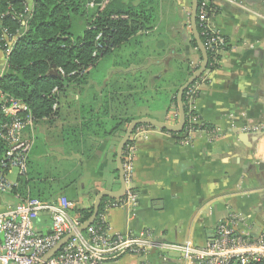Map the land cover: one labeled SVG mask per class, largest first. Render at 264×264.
Masks as SVG:
<instances>
[{"label":"crops","instance_id":"crops-1","mask_svg":"<svg viewBox=\"0 0 264 264\" xmlns=\"http://www.w3.org/2000/svg\"><path fill=\"white\" fill-rule=\"evenodd\" d=\"M214 3L211 26L226 39L227 48L218 68L205 72L194 86L198 95L192 110L205 130L189 135L187 142L155 129L133 134L127 147L133 165L127 191L135 195L136 205L104 209L110 237L147 232L155 243L188 240L204 248L212 243L217 225L232 218L236 238L253 241L264 230V0ZM189 10L190 0H157L153 30L113 50L106 66L101 67V59L90 72L85 87L62 96L61 118L53 126L29 127L22 133L31 142L30 162L77 176L65 191L74 207L90 209L98 193L117 190L114 153L122 135L102 136L93 129L98 139L91 142L90 158L82 161L81 146L70 155L61 141L62 130L81 125L79 116H71L73 109L79 115L78 109L91 107L95 125H110L116 113L121 121L150 117L176 124L174 91L200 63L191 47ZM6 62L0 52V73ZM109 65L111 70H105ZM71 101L73 109H67ZM18 176L13 171L8 179L17 186ZM16 203L14 196L0 194V211ZM34 229L40 236L49 235V216L41 214ZM177 256L154 249L147 259L130 253L101 264H187Z\"/></svg>","mask_w":264,"mask_h":264},{"label":"trees","instance_id":"trees-1","mask_svg":"<svg viewBox=\"0 0 264 264\" xmlns=\"http://www.w3.org/2000/svg\"><path fill=\"white\" fill-rule=\"evenodd\" d=\"M91 1L0 0V52L7 54L14 44L1 73L0 91L6 99L19 101L27 108L28 112L20 114L19 117L29 116L32 120L31 128L42 125L53 126L61 118L62 107L59 103L62 96L68 98V92L81 90L80 87L87 85L90 72L98 68L101 59L105 60L113 50L126 46L137 34L153 30L156 26L157 0H108L102 8L101 4L104 0H97L94 7L89 8ZM201 10L209 18H213L217 12L214 0H197V16ZM196 24L201 41L207 50V70H216L220 61L218 48L208 44L214 29L208 28V24L199 21L198 18ZM224 41L227 43L226 39ZM191 47L197 51L193 39ZM226 48L221 51H225ZM52 70H56L57 74L50 75ZM199 80L200 78L183 95L186 117L183 131L179 134L161 131L177 142H187L189 135L205 130L189 105L190 93ZM181 84L176 86L171 101L176 113L175 121L177 120L176 93ZM196 97L195 92L192 98ZM67 109H73L72 101L67 105ZM78 113L79 115L74 114L73 109L71 116L75 118L79 116L81 125L62 130L61 142L62 146L70 151V155H74V149L81 146L82 161L90 158L91 142L98 139L93 129H96V132L100 131L102 136L116 133L123 135L130 121L133 120L129 117L121 121L120 115L117 116L116 113L111 118L110 125L104 123L95 125L93 122L95 115L92 114L91 107L78 109ZM102 113L108 111L100 112ZM192 119L195 121L192 122ZM13 120L11 116L0 113V163L7 151V144L1 139L5 134L4 126H9ZM138 129L151 128L139 126L135 132ZM130 144L131 141L128 142L123 153V164L126 162V150ZM29 158L30 153L26 163V173L18 176L17 186L11 193L2 195H12L18 202L28 199L56 201L58 197L65 198V191L76 182L77 176L74 173L56 174L54 168L49 171L40 164L38 166L30 162ZM69 160L68 162H71L73 158ZM114 178L118 183L116 171ZM56 193L59 195L54 197ZM125 199L126 197L118 200L104 199L98 216L90 227L100 229V232L106 231V225L100 217L104 209L119 206ZM70 213L80 224H83L91 217L92 208L81 209L75 206ZM241 239L247 240V238ZM249 264H264V258Z\"/></svg>","mask_w":264,"mask_h":264},{"label":"built area","instance_id":"built-area-1","mask_svg":"<svg viewBox=\"0 0 264 264\" xmlns=\"http://www.w3.org/2000/svg\"><path fill=\"white\" fill-rule=\"evenodd\" d=\"M95 1L89 3L93 8ZM108 0H104L101 8ZM199 21L206 22L211 29V18L203 10L197 16ZM209 46L218 48L221 53L226 43L224 38L215 31L208 42ZM14 44L7 52L6 58L12 52ZM2 74L0 73V81ZM190 93L189 105L194 104ZM27 108L14 99H6L0 91V113L14 118L8 126H4L5 134L1 139L7 144V151L0 163V194H9L16 187L8 176L15 171L18 175L26 173V163L31 150V142L22 138V133L32 126L29 116L19 117L27 113ZM195 120L192 119V122ZM254 128L253 130H257ZM127 158L124 164L126 184L131 182L133 165L130 154L126 150ZM126 199L119 206L126 210L136 205L133 193L126 192ZM74 206L67 198H58L56 201H40L28 199L16 203L14 206L0 211V264H40L44 257L68 234L75 231L81 224L71 215ZM41 214H47L50 219V234L40 236L35 232L34 222ZM103 222V215L100 216ZM104 223V222H103ZM235 225L233 218L229 222L217 225L211 244L204 248H197L191 242L161 243L156 245L151 233L139 236L117 234L110 237L106 231L88 228L85 233L77 234L53 257L44 264H101L115 261L127 255H143L147 259L148 253L158 249L163 253L179 254L187 264H249L264 258V230L253 241L236 238L231 226ZM251 243V244H248ZM143 264H148L146 261Z\"/></svg>","mask_w":264,"mask_h":264},{"label":"water","instance_id":"water-1","mask_svg":"<svg viewBox=\"0 0 264 264\" xmlns=\"http://www.w3.org/2000/svg\"><path fill=\"white\" fill-rule=\"evenodd\" d=\"M197 0H190V12L188 17V25L191 31V35L193 37V41L196 44L197 51L199 52L200 63L197 68L192 72L189 78L185 81L183 85L177 90L176 93V103H177V111L178 118L176 124H171L168 122L158 121L156 119L150 117H143L139 119H133L130 121L129 125L126 127L124 134L119 140L117 146L115 147V171L117 172L118 177V188L115 191H102L98 193L95 198V201L92 206V215L91 217L83 224H81L75 231L68 234L64 237L61 242L56 245L43 259L42 263L44 264L48 259L53 257L56 253H58L63 246H65L75 235L81 234L86 231L95 221L98 216L99 208L104 199L118 200L125 197L127 192V184H126V171L124 164L122 162V156L125 151V148L129 141H131V137L133 136L135 130L139 126L148 127L151 129L165 131L166 133L179 134L183 131L185 127V113L183 108V95L189 89V87L195 83V81L200 78L205 72H207L208 66V55L205 46L203 45L200 35L197 31ZM57 71L52 70L50 75H56ZM161 242H157L156 245H160ZM177 257H182L177 254ZM176 256V255H175Z\"/></svg>","mask_w":264,"mask_h":264},{"label":"rangeland","instance_id":"rangeland-1","mask_svg":"<svg viewBox=\"0 0 264 264\" xmlns=\"http://www.w3.org/2000/svg\"><path fill=\"white\" fill-rule=\"evenodd\" d=\"M189 12H190V10H189ZM211 19H212V18H211ZM214 31H215V30H214ZM215 32H216V31H215ZM216 33H217V32H216ZM219 35H220V34H219ZM226 46H227V44L225 45V47H226ZM223 52H224V51H222L221 53H218V54L220 55V57H221V55H222ZM107 64H108V60H105V62H103V64L101 65V67H102V66H106ZM105 70H111V65H109L108 67H106ZM194 90H195V92L197 93V89L195 88ZM197 95H198V94H197ZM196 99H197V97L193 99V102H194V103H195ZM160 106H161V105H160ZM192 106H193V105H192ZM190 108L193 109V107H190ZM174 114L176 115V113H174ZM174 114H173V115H174ZM175 118H176V117H175ZM176 121H177V120H176ZM129 154H131V152H128V155H129ZM131 180H132V179H131ZM129 184H130V183H129ZM129 184H128V185H129ZM128 185H127V187H128ZM187 241H188V240H187ZM184 242H186V241H184ZM189 242H190V241H189ZM182 243H183V242H182Z\"/></svg>","mask_w":264,"mask_h":264}]
</instances>
